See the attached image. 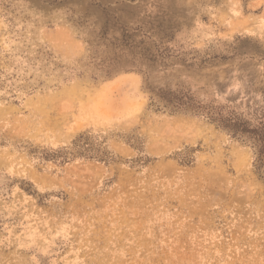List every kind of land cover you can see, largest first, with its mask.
Instances as JSON below:
<instances>
[{"label":"rangeland","instance_id":"obj_1","mask_svg":"<svg viewBox=\"0 0 264 264\" xmlns=\"http://www.w3.org/2000/svg\"><path fill=\"white\" fill-rule=\"evenodd\" d=\"M261 143L264 0H0V264H264Z\"/></svg>","mask_w":264,"mask_h":264},{"label":"trees","instance_id":"obj_2","mask_svg":"<svg viewBox=\"0 0 264 264\" xmlns=\"http://www.w3.org/2000/svg\"><path fill=\"white\" fill-rule=\"evenodd\" d=\"M260 141L257 140V144H260L258 143ZM260 149H259V157H261L262 155H264V144L261 143V146L259 145Z\"/></svg>","mask_w":264,"mask_h":264}]
</instances>
